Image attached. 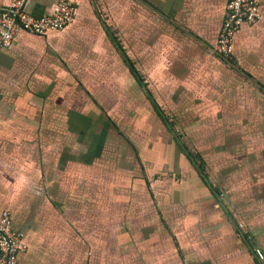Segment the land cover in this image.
<instances>
[{
    "label": "crops",
    "instance_id": "obj_1",
    "mask_svg": "<svg viewBox=\"0 0 264 264\" xmlns=\"http://www.w3.org/2000/svg\"><path fill=\"white\" fill-rule=\"evenodd\" d=\"M232 1L76 0L64 30L0 49L19 264H264V0L228 61Z\"/></svg>",
    "mask_w": 264,
    "mask_h": 264
},
{
    "label": "built area",
    "instance_id": "obj_2",
    "mask_svg": "<svg viewBox=\"0 0 264 264\" xmlns=\"http://www.w3.org/2000/svg\"><path fill=\"white\" fill-rule=\"evenodd\" d=\"M26 0H15L8 8L0 9V49L12 46L22 33L46 35L62 31L77 18L76 0H59L50 15L36 17L25 11ZM262 0H233L228 6L227 18L219 40V52L230 61L235 52V38L245 26H254L262 19ZM22 236L12 228V220L4 213L0 220V264H19L17 256L26 250ZM256 258L264 262L261 250Z\"/></svg>",
    "mask_w": 264,
    "mask_h": 264
}]
</instances>
